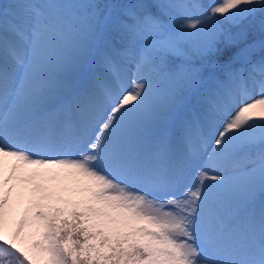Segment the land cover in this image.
Returning a JSON list of instances; mask_svg holds the SVG:
<instances>
[{
  "label": "snow or ice",
  "instance_id": "6c2138e0",
  "mask_svg": "<svg viewBox=\"0 0 264 264\" xmlns=\"http://www.w3.org/2000/svg\"><path fill=\"white\" fill-rule=\"evenodd\" d=\"M0 264H264V0H0Z\"/></svg>",
  "mask_w": 264,
  "mask_h": 264
},
{
  "label": "rangeland",
  "instance_id": "374dc122",
  "mask_svg": "<svg viewBox=\"0 0 264 264\" xmlns=\"http://www.w3.org/2000/svg\"><path fill=\"white\" fill-rule=\"evenodd\" d=\"M16 219H17V220H19V219H20V215H19V214L17 215Z\"/></svg>",
  "mask_w": 264,
  "mask_h": 264
},
{
  "label": "trees",
  "instance_id": "16d2710c",
  "mask_svg": "<svg viewBox=\"0 0 264 264\" xmlns=\"http://www.w3.org/2000/svg\"><path fill=\"white\" fill-rule=\"evenodd\" d=\"M5 2H7V0H5Z\"/></svg>",
  "mask_w": 264,
  "mask_h": 264
}]
</instances>
